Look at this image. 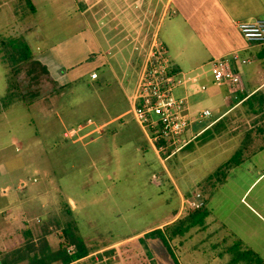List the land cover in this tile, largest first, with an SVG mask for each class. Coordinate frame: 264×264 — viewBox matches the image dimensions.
<instances>
[{
    "label": "rangeland",
    "instance_id": "obj_1",
    "mask_svg": "<svg viewBox=\"0 0 264 264\" xmlns=\"http://www.w3.org/2000/svg\"><path fill=\"white\" fill-rule=\"evenodd\" d=\"M74 1L77 4L80 0H33L35 12L24 0L0 2V252L28 230L35 239L47 231L50 247L56 250L68 222L76 223L78 235L92 251L158 226L182 210L178 225L189 214L186 193H193L196 182L218 164L217 157L216 162L211 161L212 156L224 153L227 159L238 149L233 137L239 128L234 130V122L241 121L244 130L248 127L245 119H264V113L255 116L249 106L240 105L223 121L221 134H214L211 149L204 146L209 140H197L190 149L195 153L188 158L185 149L165 161V155L158 156L133 113L114 122L111 119L131 109L112 70L123 74L133 88L136 86L144 65L162 45L157 27L169 17L168 0H127L125 7L114 9L116 15L126 17V25L118 32L122 43L114 48L107 25L112 13L109 0H82L89 9L85 17L93 24L94 40L100 44L99 51L93 52L90 34L78 35L80 27L86 25H67L68 17L75 14ZM163 25L162 37L169 30L170 19ZM22 26L31 30L24 32ZM27 36L32 37L30 42ZM12 38H22L31 51L50 50L49 66L60 83L49 76L29 75L27 64L12 66L3 44ZM96 58L105 63L97 71L98 81L90 79ZM252 59L243 69V84L264 86V61ZM61 67L63 77L58 75ZM202 72L190 83L188 93L201 91L202 85L208 87V93L199 98L193 113L209 109L218 117L225 113L217 111L218 106L227 107L229 103L230 107L239 101V94L229 100L226 88L214 85L210 66ZM9 90L15 95L14 103L5 109L1 101ZM243 91V95H249ZM175 95L182 97L185 92L180 89ZM80 128L75 138H64L66 131ZM216 173L214 179L220 176ZM21 184L26 186L20 189ZM5 188L9 189L6 195ZM70 200L76 205L75 212L69 208ZM19 201L27 203L22 210ZM218 201L217 195L209 207L222 215L224 207ZM13 207L9 217L15 221L10 225L2 219L3 213ZM179 240L182 238L169 244L185 264ZM146 242L155 259L152 262L148 258L149 264H173L158 239ZM143 248L131 257L124 255V264H140L139 257H147ZM113 249L120 250V246Z\"/></svg>",
    "mask_w": 264,
    "mask_h": 264
},
{
    "label": "crops",
    "instance_id": "obj_2",
    "mask_svg": "<svg viewBox=\"0 0 264 264\" xmlns=\"http://www.w3.org/2000/svg\"><path fill=\"white\" fill-rule=\"evenodd\" d=\"M31 2L32 4L34 3L33 0H31ZM109 3V8L112 13L109 14L110 19L108 18L109 21H107V25L112 35L110 42L114 48L122 43V40L119 41L120 33L118 32L123 25H126L124 21L126 17L123 18L122 16L116 15L114 9L120 10L121 7H125L128 4V1L109 0ZM74 6L75 8L73 11L75 14L68 17L67 25H86L85 28L80 27L78 35L83 37L84 34L89 33L94 41L92 52L94 49L99 51L100 44L96 39L94 40L93 32L90 27V25L93 24L86 18L89 9L85 8L82 0L77 1V4L74 1ZM168 6V18L170 19L169 30L164 37L161 36L163 24L168 18L162 19L157 27V35L165 48L166 57L175 66V69L186 77L191 78V81L183 90L189 99L192 115L197 116L198 113H193V110H196L194 107H197L199 98L208 93V87L205 91L201 88V91H193L190 95L188 93L190 83H192L193 80L196 81L197 76L203 73L202 70L206 66H210L212 73V62L217 59L230 56L234 53H238L243 58L252 59V57H257L260 48L244 40L238 29V24L244 22L254 23L258 20H264V0H168ZM122 10L123 9H121V11ZM137 19L139 18L137 17ZM138 23L137 20L136 24ZM19 25L30 24L27 22H20ZM32 25L39 24L33 22ZM22 30L24 32H29L31 28L22 26ZM19 37H21V35ZM30 37L31 36H27L26 41L30 42ZM40 39L39 37V40ZM49 51L50 50L43 51V49L36 48L31 52L34 59L40 61L47 67L50 79L55 83H60L52 75L47 56ZM94 62H97V64L92 69V72H90V79L98 81L100 75L97 71H101L105 63L98 58H96V60L94 59ZM63 69L64 68L61 67L58 70V75L60 77L64 76L62 73ZM142 70L134 88L132 83H127L123 74L121 75L117 71L112 70L113 76L120 80V88L131 109L111 119V122L120 119L126 114L132 113ZM93 72H97L98 74L96 79L91 78ZM196 72L198 73L193 79L192 75ZM123 83H125L126 86ZM263 88L264 86L261 85V83L246 84V86L243 84V89H245L249 95L263 90ZM226 90L229 95V100L234 97L236 98L235 94L230 93L227 88ZM243 92L238 93L239 97L243 95ZM240 105H242V102L237 101V103L230 107L229 103L227 107L225 105L222 107L218 106L217 111H225V113L219 114L220 116L218 117L215 116L213 111L205 109L204 111H210L212 116L203 119L201 123L193 125L188 136L189 138L195 136L196 139L185 148L186 150L184 149L187 151L185 157L188 158V154L195 153L194 150H190L193 144L197 140L205 139L206 136L204 134L206 132H215V126H218V132L221 134L220 129L224 124L223 121L232 110ZM243 105L245 106V104ZM245 120L247 121L245 126L248 127H244V130L241 129L243 126L241 121L234 122V130L239 128V132L234 134L233 137L234 142L239 143L238 149L227 159L223 158L224 153L212 156V159L209 158L211 161L216 162L215 159L217 157L218 164H216L213 170H208L203 179L201 178L199 182H196V190L193 193L202 194L205 206L209 211L204 226L202 228H190L184 236L173 237V242H177L179 238L184 240V242L179 240V244H181L179 250L184 258L185 264H257L252 258H247L246 255L249 252L254 253L264 264V119L254 120L250 118ZM92 124V122L89 123V125ZM213 140L214 138L209 140L210 142L204 146H209L208 148L211 149ZM241 149H244L243 161L238 165L230 166L226 169L223 168ZM189 150L192 152H188ZM179 154L177 155L179 156ZM207 154L210 155V153ZM222 158L224 160H221ZM161 161L163 163V160ZM222 169L225 170L222 172ZM218 170L220 171V176L217 179H209V177ZM193 183L195 184V181H193ZM25 186L26 184L24 187ZM24 187L23 184H21L19 188L23 189ZM8 190V188H5L3 193L6 195ZM189 193H186L188 196L187 201L194 195L193 193ZM181 195L182 194H180V196ZM217 195L219 196L218 205L224 207L222 215H216L209 207L211 201ZM181 199L183 198L181 197ZM18 205L22 210V206H27V203L23 204L22 201H19ZM68 205L71 212H75L76 205L72 200L68 201ZM14 209L15 207L10 208L6 211V214L3 213L4 217L2 220H6L10 225L15 221L9 217ZM181 214L182 210L175 214L171 220L153 228L138 232L118 243L108 245L101 249L90 250V254L119 247L124 242L135 240L156 229H162V231H164V227L176 223ZM173 255L178 261V264H181L174 250ZM149 258L152 262L155 260L151 256L150 247ZM169 258L171 259L170 255Z\"/></svg>",
    "mask_w": 264,
    "mask_h": 264
},
{
    "label": "built area",
    "instance_id": "obj_3",
    "mask_svg": "<svg viewBox=\"0 0 264 264\" xmlns=\"http://www.w3.org/2000/svg\"><path fill=\"white\" fill-rule=\"evenodd\" d=\"M238 29L247 43L259 48L264 47V20L239 23ZM251 61L252 59L243 58L238 53L213 61L214 84L227 88L232 94L243 92L242 69ZM97 77V73L91 74L92 79ZM190 81L191 78L175 69L166 57V51L162 45L157 47L153 58L147 61L142 70L132 113L158 156L165 155V161L182 152L196 139L195 136L190 138L188 136L194 124L201 123L203 119L212 116L210 111L193 116L187 95L182 97L175 95L177 90L185 88ZM201 88L205 91L207 87ZM81 130L82 128L79 131L72 129L66 131L63 136L68 140L73 139ZM187 206L189 210L205 206L202 194H194L187 201ZM67 252L72 256L75 254V248L70 247ZM125 261L124 252L120 246V250L114 251L111 248L94 252L69 264H124Z\"/></svg>",
    "mask_w": 264,
    "mask_h": 264
},
{
    "label": "trees",
    "instance_id": "obj_4",
    "mask_svg": "<svg viewBox=\"0 0 264 264\" xmlns=\"http://www.w3.org/2000/svg\"><path fill=\"white\" fill-rule=\"evenodd\" d=\"M30 7L31 12H35L31 0H24ZM4 51L12 63V66H18L20 64H27L29 66V75H45L49 76V71L45 65L40 61L34 59L30 47L24 42L22 38H12L7 43H3ZM257 57L259 60L264 61V47L260 48ZM15 95L9 90L8 94L2 99L1 103L3 108L8 109L14 103ZM242 105L249 106L250 112L253 115L259 116L264 113V92L259 90L250 95H241L239 101ZM237 103V102H236ZM218 126H215V132H206V140L214 138V134L218 133ZM244 150V149H243ZM243 150L237 152L223 168L238 165L243 161ZM225 169H222L223 172ZM220 173L218 170L216 176ZM209 179H214L212 176ZM209 211L206 206L200 209L189 210V214L186 218L181 220L179 224L172 223L166 226V229H156L144 236L138 237L135 240H130L121 244L122 251L125 257H131L138 252V248L143 246L147 257L140 256V264H149V245L146 239H158L174 264H178V261L173 255L171 250L170 241H173V237L184 236L185 233L193 227H203L205 219L208 217ZM172 226V227H171ZM47 231H43L42 235L35 239L32 231L28 230L23 232L22 237L17 242H12L4 251L0 252V264H69L75 260L88 256L91 251L85 245L83 239L78 235V227L76 223L68 222L62 229L61 242L58 249L52 250L47 240ZM74 247L75 254L69 255L68 248ZM245 256V255H243ZM247 258H252L257 264H263L262 261L252 252H249ZM137 262V260H136ZM149 262V263H148Z\"/></svg>",
    "mask_w": 264,
    "mask_h": 264
}]
</instances>
